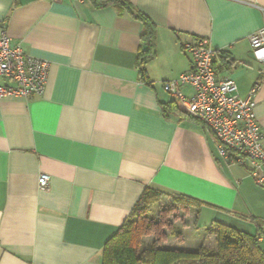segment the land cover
Instances as JSON below:
<instances>
[{"label":"crops","instance_id":"1","mask_svg":"<svg viewBox=\"0 0 264 264\" xmlns=\"http://www.w3.org/2000/svg\"><path fill=\"white\" fill-rule=\"evenodd\" d=\"M129 1L157 27L149 84L137 68L144 28L132 15L89 0H0V28L48 63L42 95L0 98V264H101L145 188L202 201L189 229L203 214L207 227L260 228L264 250V188L218 155L199 120L167 107L162 88L191 67L183 44L206 37L218 76L241 97L259 83L264 136V62L249 43L264 0Z\"/></svg>","mask_w":264,"mask_h":264},{"label":"built area","instance_id":"2","mask_svg":"<svg viewBox=\"0 0 264 264\" xmlns=\"http://www.w3.org/2000/svg\"><path fill=\"white\" fill-rule=\"evenodd\" d=\"M251 53L264 62V23L249 35ZM191 67L177 78L164 81L162 88L175 105L187 115L199 120L213 135L218 155L227 163L246 165L255 183L264 188L263 133L255 116L259 83L251 86L243 98L235 82L220 78L213 64L215 50L208 38L184 43ZM48 73V63L27 54L21 42H13L4 26L0 28V98L29 99L42 95ZM193 92L186 96L181 87ZM40 188L48 185V176L38 177Z\"/></svg>","mask_w":264,"mask_h":264},{"label":"trees","instance_id":"3","mask_svg":"<svg viewBox=\"0 0 264 264\" xmlns=\"http://www.w3.org/2000/svg\"><path fill=\"white\" fill-rule=\"evenodd\" d=\"M89 1L94 8L112 6L118 13L126 12L142 22L144 31L141 38L146 46L138 54L137 68L140 78L149 84L145 65L155 55L156 24L129 0ZM215 58L216 55L214 66ZM167 107L181 112L174 101ZM202 205V201L188 195L145 188L117 233L105 243L101 264H170L180 255L194 256L200 264H264V250L259 242L262 234L260 228L255 234H249L215 221L206 228V233L213 236L216 242L213 253L203 247L195 251L177 247V244H185L182 229L172 224L169 226L170 223H166L163 217L175 211L185 216L195 213L196 216ZM253 219L257 225L261 224L260 220L255 217ZM167 227L168 231L165 229ZM147 236L153 237L151 245L148 249L139 250L142 240ZM169 236L177 240L174 246L164 248L163 242Z\"/></svg>","mask_w":264,"mask_h":264},{"label":"rangeland","instance_id":"4","mask_svg":"<svg viewBox=\"0 0 264 264\" xmlns=\"http://www.w3.org/2000/svg\"><path fill=\"white\" fill-rule=\"evenodd\" d=\"M155 212L156 209L154 208ZM190 215L185 216L182 215V212L178 213L177 211L172 212L170 214H166V216L163 217L164 221H167L166 223H170L169 226L172 224L174 226H177V229H185L182 233L183 238L185 239V244H177L176 246L179 248H187L191 251L198 250L200 247H203L204 249L208 250L210 253H213L216 248V242L213 236H210L206 233V227L208 224L207 222L209 219L204 214L199 218V222L196 225H193L190 229ZM220 216V215H219ZM183 217L185 219H183ZM186 221V222H185ZM168 225V224H167ZM181 226V227H180ZM188 227V228H187ZM166 231H168V227L165 228ZM183 231V230H182ZM153 237L147 236L145 237L140 245L139 250H145L148 249V247L151 245ZM177 239H174L173 236H169L165 242H163L164 248H170L174 246V243ZM170 264H200L198 259H195V257L190 256H183L180 255L176 257Z\"/></svg>","mask_w":264,"mask_h":264}]
</instances>
